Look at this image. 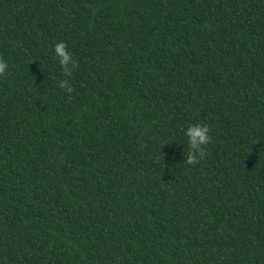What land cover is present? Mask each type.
<instances>
[{
    "label": "trees",
    "instance_id": "1",
    "mask_svg": "<svg viewBox=\"0 0 264 264\" xmlns=\"http://www.w3.org/2000/svg\"><path fill=\"white\" fill-rule=\"evenodd\" d=\"M0 57V264H264V0H0Z\"/></svg>",
    "mask_w": 264,
    "mask_h": 264
},
{
    "label": "clouds",
    "instance_id": "2",
    "mask_svg": "<svg viewBox=\"0 0 264 264\" xmlns=\"http://www.w3.org/2000/svg\"><path fill=\"white\" fill-rule=\"evenodd\" d=\"M54 57L61 66L65 77H70L77 69V62L73 59V54L69 51L65 41H57L53 45ZM9 68L8 62L0 57V76H5ZM59 87L71 93L72 87L69 79L59 82ZM183 135L187 140V152L184 153V161L188 165H195L205 156V146L210 143L209 128L205 124L192 123L185 127Z\"/></svg>",
    "mask_w": 264,
    "mask_h": 264
}]
</instances>
